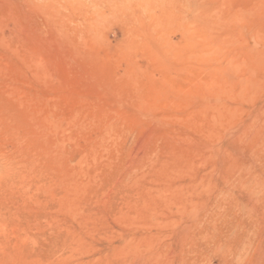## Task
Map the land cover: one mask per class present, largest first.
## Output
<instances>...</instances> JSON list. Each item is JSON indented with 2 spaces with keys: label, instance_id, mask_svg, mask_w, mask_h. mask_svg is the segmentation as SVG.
Returning a JSON list of instances; mask_svg holds the SVG:
<instances>
[{
  "label": "rangeland",
  "instance_id": "rangeland-1",
  "mask_svg": "<svg viewBox=\"0 0 264 264\" xmlns=\"http://www.w3.org/2000/svg\"><path fill=\"white\" fill-rule=\"evenodd\" d=\"M0 264H264V0H0Z\"/></svg>",
  "mask_w": 264,
  "mask_h": 264
}]
</instances>
